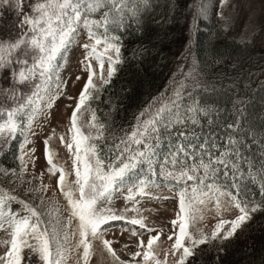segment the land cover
<instances>
[{"label": "snow or ice", "instance_id": "6c2138e0", "mask_svg": "<svg viewBox=\"0 0 264 264\" xmlns=\"http://www.w3.org/2000/svg\"><path fill=\"white\" fill-rule=\"evenodd\" d=\"M180 2L167 0L164 7L175 11ZM159 6L156 0H0V156L16 142L18 162L17 167L0 165V181L22 186L32 196L20 198L0 185V229L8 235L0 241L7 249L0 264H22L25 250L36 264H68L73 256L75 264H89L94 242L110 264H197L198 251L226 264L228 246L246 228L251 231L257 213H264V124L257 130L250 123L253 97L240 87L242 82L248 87L255 63L220 55L209 76L193 57L188 71L141 107L127 127H120L111 112L101 120L91 107L126 60L139 64L146 59V18ZM228 7L229 0H193L191 22L214 18L226 33L233 24ZM168 15L156 23H167ZM125 35L136 41L128 57L122 51ZM241 38L247 46L255 30ZM74 50L81 53L78 63L87 79L69 117V139L59 136L71 153L72 171L55 162L53 129L43 140L45 171L59 175L57 188L47 196L50 185L43 182V171L25 176L29 161L34 168L36 159V149L26 146L33 143L34 127H43L39 121L47 123L65 96L63 73ZM260 53L264 76V44ZM222 98L228 107H221ZM109 103L115 109V102ZM85 111L90 114L86 125L81 123ZM249 183L258 187L259 198ZM118 199L123 201L119 209L114 206ZM170 199L177 202L171 233L149 226L145 213L156 215L159 209H145L142 202ZM208 216L216 222L205 231L202 222ZM116 231L129 233L136 249L131 259H121L113 247L117 241L106 238ZM162 232L171 243L161 257ZM145 234L146 242L139 239Z\"/></svg>", "mask_w": 264, "mask_h": 264}, {"label": "trees", "instance_id": "16d2710c", "mask_svg": "<svg viewBox=\"0 0 264 264\" xmlns=\"http://www.w3.org/2000/svg\"><path fill=\"white\" fill-rule=\"evenodd\" d=\"M160 5L146 18L147 31L144 39L149 53L142 63L128 59L120 67L117 74L112 78L109 85L105 86L100 100L92 106L96 109V114L101 120L104 114L111 112L112 119L120 126L127 127L134 122L135 113L146 105L153 96L164 92L171 85L173 79H179L182 72L188 71L193 57L200 62L201 67L207 68V74L211 76L215 72V60L224 55L227 57L238 58L244 62L255 63L253 69L254 76L246 81L248 87L244 88V82L241 83V90L251 92L253 104L250 107V123L259 130L264 124V102L261 97L264 96V90L260 85L264 84V76L260 74L261 55L260 45L253 42L244 45L243 41L229 37L226 33H221L219 27L207 23L201 19L195 24V28L189 25L191 13H188L181 25L174 21L176 13L180 12L179 7H185V0H181L175 11L166 9L164 5L167 0H156ZM193 2V1H192ZM176 4V0H172ZM25 11H28L25 6ZM191 12V11H190ZM166 13H169L167 23H156L160 21ZM182 14V12H181ZM8 15V13H5ZM177 36H180V42H177ZM151 41V43H147ZM125 49L123 54L128 57L129 51L136 41L124 37ZM180 43V44H179ZM191 48V54L187 49ZM109 101L116 104L112 109ZM226 98L221 99V107H228ZM254 151L258 150L254 149ZM16 142H13L11 151L4 156H0V165L4 167H17L15 160ZM251 192L256 193L259 198L258 187L249 183ZM252 224L256 225L255 233L245 235V232L236 236L234 241L226 249V255L223 261L226 264H264V236L261 230L264 227V213H257ZM257 224L262 225L257 228ZM261 236H257L258 234ZM247 236V240L242 237ZM239 239H242L240 242ZM203 247V246H201ZM26 251V250H25ZM213 251H215L213 249ZM23 255V254H22ZM199 260L197 264H215L212 256L206 253H198ZM29 264L30 259L24 260V264Z\"/></svg>", "mask_w": 264, "mask_h": 264}, {"label": "rangeland", "instance_id": "374dc122", "mask_svg": "<svg viewBox=\"0 0 264 264\" xmlns=\"http://www.w3.org/2000/svg\"><path fill=\"white\" fill-rule=\"evenodd\" d=\"M193 0H185L183 4H185V7H179L180 12L176 13V17L174 19L175 22L178 23V25H181L179 23H182L184 18L188 13H191V4ZM214 2V0H213ZM226 11L232 16L233 18V24L231 28L227 31V35L229 37H232L236 40L242 41L241 34L244 32H247L250 29L255 30V39L252 40V42L257 46L264 44V0H229V7L226 9ZM182 12V14H181ZM215 9H213V16H214ZM207 23L214 24L217 27L219 26V22L214 19H203ZM184 23V22H183ZM190 26L192 28H195V25L191 22V16H190ZM180 36H177V42H180ZM180 44V43H179ZM81 57V53L79 51H73L71 61L68 65L67 70L63 73L64 77L67 78V85L65 88V96L61 97L57 100L52 112L51 116L49 118V121L47 123H44L43 120L39 121L40 124L43 125V127H34V131L36 132V135L33 136L31 139L33 140V143L26 146V148H32L34 147L36 149L35 152V167L33 168V163L29 161L28 163V169L27 173L25 174L26 178L29 174H32L34 176H39L40 173L43 171V182L50 185L48 193H46L47 196H51L52 190L57 188V179H58V173L55 176H49V174L45 171L47 167L46 158L44 155V145L43 140L49 136V134L52 132L53 129H55L56 135L53 137L50 147L55 150V162L58 164L63 165L66 171L71 172L72 171V161H71V153L68 151V149L60 143L59 136L60 134H64L65 141L69 139L70 133L68 132L69 127V117L71 116V112L73 108L75 107L76 100L78 99V95L80 90L83 87L84 82L87 79V73L80 70V65L78 63L79 59ZM95 66V65H94ZM106 67V65H105ZM79 75L80 79L76 80V76ZM75 81V83H73ZM103 91L99 94L98 99H93L91 101V107L94 105V103L98 102L100 100L101 94ZM66 97H72L71 100L67 99ZM83 107V106H82ZM90 114L85 111L83 116L81 117V123L87 124V121L89 119ZM75 179L74 174L69 176V180ZM33 184L37 183L35 179L32 181ZM0 185L3 187L8 188L10 191H13V194L19 196L23 199L31 200L32 196L30 193L26 194L23 190L22 186H17L16 184H10L7 180L0 181ZM160 191L164 195L171 196L172 193H170L166 188H161ZM56 199L59 201L61 207L64 206L65 201L63 197L59 194V191L57 189ZM34 204H38L39 201L35 200L33 201ZM114 206L119 209L120 207H123V201L118 199L114 202ZM143 208H158L159 213L156 215H151L149 213H145V215L148 216L149 220V226H155V227H162L164 228L165 232L171 233V224L170 221L174 218L175 210L177 208V202L175 199H170L168 201L162 202L157 204L156 202H150V201H143L142 205ZM13 210H16L19 206L17 204H13ZM64 215H67V213H64ZM226 218H231V216H226ZM255 221V219L253 220ZM252 221V222H253ZM215 219H213L212 216L206 217V219L202 222V226L204 227L205 231H209L215 224ZM254 223V222H253ZM74 226V225H73ZM256 225L252 224L251 231L249 229H245V235H248L249 233L254 234ZM262 236H264V227H262L261 230ZM155 235V231L152 233ZM258 234V233H256ZM257 236H261L258 234ZM8 238L7 230L0 229V241H3ZM106 238L113 239L114 241H117L114 243L113 247L117 250L118 255L121 256V259H131L130 253L132 251H135V247L133 244L129 243V233L124 232L120 233L119 231H116L115 233H109ZM148 236L147 234L139 237V239L147 240ZM243 240H247V236L242 237ZM137 238L132 237L131 240L135 241ZM240 242H242V239H239ZM74 243V241H73ZM125 243H129L128 248H123L122 245ZM159 245V251L161 253V257L163 256V251L166 248L170 247V241L167 240V237L165 233H161V236L158 240ZM94 247L96 249L94 255L91 257L89 264H110V259L107 257L106 254H102L100 250V245L98 242H94ZM6 246L0 243V255H3V253L6 251ZM82 252V250H79ZM199 253V251H198ZM22 264H24V260L28 258L30 259L29 264H36V260L34 257H30L29 253L24 251L22 253ZM139 259V258H137ZM169 260H171V256H169ZM76 257H70L68 264H75ZM27 264V263H26Z\"/></svg>", "mask_w": 264, "mask_h": 264}]
</instances>
